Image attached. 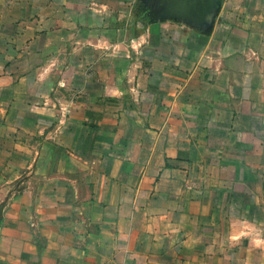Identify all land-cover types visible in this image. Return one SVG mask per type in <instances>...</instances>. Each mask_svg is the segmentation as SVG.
I'll list each match as a JSON object with an SVG mask.
<instances>
[{"label":"crops","instance_id":"0c3cea01","mask_svg":"<svg viewBox=\"0 0 264 264\" xmlns=\"http://www.w3.org/2000/svg\"><path fill=\"white\" fill-rule=\"evenodd\" d=\"M0 264H264V0H0Z\"/></svg>","mask_w":264,"mask_h":264},{"label":"trees","instance_id":"16d2710c","mask_svg":"<svg viewBox=\"0 0 264 264\" xmlns=\"http://www.w3.org/2000/svg\"><path fill=\"white\" fill-rule=\"evenodd\" d=\"M0 211H1V209H0Z\"/></svg>","mask_w":264,"mask_h":264}]
</instances>
